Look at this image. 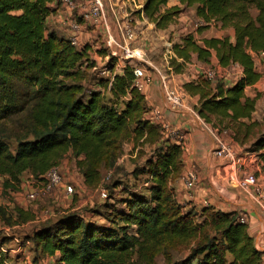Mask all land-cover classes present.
Segmentation results:
<instances>
[{"label": "trees", "instance_id": "1", "mask_svg": "<svg viewBox=\"0 0 264 264\" xmlns=\"http://www.w3.org/2000/svg\"><path fill=\"white\" fill-rule=\"evenodd\" d=\"M168 1L144 0L137 13L141 17L143 12L156 29L166 30L184 8L194 7L205 26L216 23L223 30L233 29V38L198 42L191 34L181 37L173 43L176 57L170 68L182 73L194 57L209 64L213 52L221 67L241 68L242 76L231 85L220 80L212 87L200 75L185 83L182 91L199 96L195 111L205 123L220 133L232 130L234 140L243 146L259 126L248 122L257 97H246L244 91L261 78L253 54L264 51V0H178L180 5L167 7ZM58 5L60 0H0V177L4 189L15 190L25 172L40 178L69 153L86 185L97 186L102 167L115 165L126 142L133 144V150L153 148L144 167L133 172L147 175L148 197L123 198L119 204L124 208H112L105 223L77 213L47 222L33 233L34 251L40 257H54L55 264H156L159 253L167 264H263L264 252L236 212L213 206L197 210L177 201L173 184L183 170L182 143L165 138L163 127L151 118L131 67L85 87L88 70L95 65L85 48H76L50 30L47 20ZM113 61L107 64L111 72ZM9 141L16 144L15 152ZM248 151L257 154L264 175V130ZM120 186L115 182L113 189ZM16 213L12 225L34 217L23 218L28 212L20 208ZM6 215L0 204V219ZM177 249L187 254L172 261L170 251ZM7 261V253L0 250V264Z\"/></svg>", "mask_w": 264, "mask_h": 264}, {"label": "crops", "instance_id": "2", "mask_svg": "<svg viewBox=\"0 0 264 264\" xmlns=\"http://www.w3.org/2000/svg\"><path fill=\"white\" fill-rule=\"evenodd\" d=\"M75 1L80 7V10H77L78 13L88 9L89 0ZM143 3L144 0H111L108 4H106V25H109L112 28L113 33L117 35L115 20L118 19L119 21H124L128 16H131L134 19L133 22L139 37L136 45L138 47H143L150 53L153 49L155 50L159 46H164L165 41H163V38L165 37V32L173 30L174 25L170 26L166 30H158L153 24L149 23L146 18L139 17V14L137 13V6ZM176 5H180L178 0H169L167 7ZM114 13L116 14V17L114 16ZM181 15L177 21L181 23L183 21L184 24L181 25L190 24L188 22V18L181 17ZM71 17V11L61 4L56 6V11L48 17L47 22L48 25L51 24L53 26L52 29H54L59 36L66 38L67 36H70L68 22ZM80 26L81 28L78 38L80 43L85 42L83 48H85L88 58L95 61V67L96 64L98 65L100 62H102V64L105 63L106 67L109 61L107 59V51L102 49L101 41L103 39V27H94L93 25L84 22L83 18H81ZM220 30L219 34L216 33L212 37H221L225 30ZM59 31L66 34V36L62 33L59 34ZM205 33H207V30ZM173 35L175 36L176 33ZM230 37L233 38V35L231 34ZM101 51H104L105 53ZM192 62L193 64L188 66L193 67L195 74L190 68H188V70L186 69V73L174 74L169 70L166 62L163 63L162 67H166L170 72L164 74V72L156 66L155 61H150L148 59L147 74L151 77V82L142 92L145 97L146 104L151 110V118L156 117L155 111H160L164 119L162 124L165 123V125L162 126L164 132L169 136L173 143H182L183 170L180 178L173 184L176 199L179 203L183 205L190 204V206L195 207L197 210L201 209L203 206H213L215 209L224 212H236L241 220L248 224L249 234L254 238L257 247L264 252V234H262L261 230L262 217L257 205L249 195L238 188L228 162L215 157L212 153L215 139L219 136L232 142L235 147H238V143L233 139L235 133L232 130H226L220 133L200 118L195 111V106L199 102V96H190L186 94L184 99V108L180 110H169L165 106L161 77L170 78L174 83V86H177L182 90V86L185 83L199 77L197 72L198 70L200 71L201 68L203 69V67H208L209 65H215L216 67L221 68L218 64L216 53L214 52L212 54L210 64L202 63L196 60L195 57ZM256 64L257 62L255 58V65ZM120 66L121 68L119 69L121 71H118L116 68L112 71V73L121 74L126 66H124V64H121ZM261 68L264 69V64L262 63ZM223 71L226 74L223 81L227 85H231L242 76V70L238 65H235L234 67L232 66L231 68H224ZM257 71L261 74L260 80L254 85L247 86L244 94L246 97L250 98L257 97L255 111L252 114L251 120L248 122L258 123L259 119L256 116L259 108L264 104V72L259 68H257ZM220 72H222V69ZM231 72L236 74V76L234 77L231 75ZM214 84L215 83L212 84V87L215 86ZM230 136H232V138ZM245 154L249 153L247 152ZM254 154L256 157H251L253 159L243 157L245 170L256 174L260 179L264 180V175L260 172L258 156L256 153ZM188 173H194L197 176L196 183L193 185L192 190H188L184 184V177ZM22 203L25 204L26 202L22 199ZM102 220L104 221V219ZM12 241L9 240L5 244H8V247H10V244L14 241H18V239H15L13 242ZM27 251V248L21 247L16 250L14 254L17 262L16 264H23V260L28 257ZM46 259L48 260V263L55 264L54 257H47Z\"/></svg>", "mask_w": 264, "mask_h": 264}, {"label": "rangeland", "instance_id": "3", "mask_svg": "<svg viewBox=\"0 0 264 264\" xmlns=\"http://www.w3.org/2000/svg\"><path fill=\"white\" fill-rule=\"evenodd\" d=\"M77 10H80V7L76 4V7L71 11L72 17L70 18V20L74 19L77 23H80L81 18H83V13H78ZM252 13L253 15L256 14L255 11H253ZM181 17L188 18V22L190 24L181 25L184 24L183 21L182 23L177 21L174 24L173 30L165 32V37L163 38V41H165L164 46H159L157 49H153L150 53L147 52L143 47H140L145 50V60L147 61V63L148 59L150 61H155L156 66H158L162 70V72H164V74L169 73L170 71L172 72V69L170 68L171 60L167 61L165 58L167 45L171 44L173 47V43L180 42L181 37L187 34H191L198 42L201 40V38H217L212 36H214L216 33L219 34V32L221 31L220 25L216 23H212L210 26H205L204 23L196 17L194 7L184 8L182 10ZM130 18L132 17L130 16ZM48 26L50 30H54L52 29L53 26L51 24ZM99 27L102 28L101 25H99ZM200 29L202 30L200 31ZM206 30L207 33H205ZM61 33L62 32L59 31V34ZM174 33H176L175 36L173 35ZM62 34L66 36V34ZM231 34L234 36L233 29L227 28L225 29L221 37H219V39L224 38L225 36L230 37ZM66 38L69 39L68 36ZM138 40L139 37L136 41L133 42L132 45L138 47L136 45V42ZM84 43L85 42H81L82 47L84 46ZM175 57L176 56L174 55L173 58ZM253 57L254 61L256 58V69L259 68L264 72V69L261 68V63L264 64V59H259L256 56V53L253 54ZM89 62L95 65L94 60L89 59ZM165 62L167 63V67L170 71H168L166 67H162L163 63ZM190 64H193V62L191 61L187 63L182 73H186L188 68L192 69V72L194 73L193 67L188 66ZM147 65L148 64H146V68L148 69ZM234 66L235 65H233V67ZM231 67L232 66L227 68ZM221 69L222 72H218V69L215 65H209L208 67H203V69L201 68L197 73L199 76H203L204 80H207V82L216 84V82L224 80V77L226 76L225 72L223 71L224 68L221 67L220 70ZM117 70L121 71L120 69ZM212 71L216 72V80H209L206 78V75ZM112 74L113 73H111V75ZM231 75H233L234 77L236 76V74H234L233 72H231ZM109 76L110 73L109 70L106 69L105 63L102 64V62H100L98 65L96 64V67L94 69L91 68L90 70H88V77L84 81V85L85 87H89L90 84L94 85L95 82H97V80H99L100 78ZM165 81L170 86H174V83L170 78H166ZM175 87L178 88L177 86ZM104 92L106 91L104 90ZM256 117L259 119V126L252 130L251 135L243 146L238 143V147H236V151L242 157H256V155L252 152H249L248 149L250 147V143L264 130V104L259 108ZM164 137L169 139V136L165 132ZM230 137L232 138V136ZM8 143L11 151L15 152L16 144L14 143V141H9ZM132 145L133 144H130V142H126L123 145L122 154L115 165L112 166V168L102 167L100 181L97 186L86 185V183L84 182V178L79 168L77 167L76 159L71 153L67 154L60 163L59 168L62 176L64 177L65 185L73 189L72 194H66L64 187L61 186L51 189L49 192L39 191L41 190L39 189L40 185L35 181L36 179L33 178V176L29 172H25L21 175L20 183L15 190L6 191L2 185V177H0V204L6 209L7 214L4 219H0V250L7 253L8 264L17 263L14 254L16 250L19 249V247L28 249V257L27 259L23 260V264H50L46 259L47 256L40 257L34 251L33 242L31 240L33 233L47 222L55 221L65 214L77 213L84 217V219L86 220H94L99 223H105L104 218L106 214L112 210V208H124V205L119 204L123 198L127 199L131 197V194H140L148 197V183H146L147 175H134L133 172L140 171L144 167L145 160L151 155L153 147H150L148 145L144 147L138 146L137 149L133 150ZM247 152L249 154H245ZM115 182L120 183L121 186L113 189V184ZM31 191L39 193H36L34 194V197L29 198L28 194ZM22 199L26 202L25 204L22 203ZM16 208L22 209L23 212H28V215H22L23 218L30 217V215L34 217L25 223L18 224L19 226H17V224L12 225L11 221L15 220V218H17L18 216V213H16ZM102 219H104V221ZM13 238L14 240L18 239V241H14ZM8 240L14 241H12L13 243L10 244V247H8V244H4V241ZM170 254L172 261H178L181 260L187 254V252L185 251V249H177L170 251ZM136 260L137 259L135 258V262ZM155 263L167 264L163 255L160 253L157 254ZM138 264L145 263L139 261Z\"/></svg>", "mask_w": 264, "mask_h": 264}, {"label": "built area", "instance_id": "4", "mask_svg": "<svg viewBox=\"0 0 264 264\" xmlns=\"http://www.w3.org/2000/svg\"><path fill=\"white\" fill-rule=\"evenodd\" d=\"M89 7L83 11V20L94 26L103 27V39L102 49L107 51V59L110 62L113 61L114 69L121 68V64L132 68L135 76V86L144 91L146 86L150 84L151 77L147 74L146 54L145 50L140 47H136L133 44L137 40L138 34L134 24L133 18L127 17L124 21L115 20V26L117 28V35L113 33L112 28L107 24L106 16V4L111 0H89ZM60 3L72 11L76 7L75 0H60ZM112 8V7H111ZM143 8V4L137 6L138 10ZM116 17V14L114 13ZM141 17H144V13L141 12ZM68 27L70 30L69 40L76 48H83L78 38L80 32V23H77L74 19L69 20ZM171 44L166 46V60H172L175 55ZM259 59H264V51L256 54ZM106 69L107 66H106ZM217 71L220 72V68L217 67ZM109 70V69H108ZM111 75V71L109 70ZM216 72L212 71L206 75L209 80H216ZM166 78L161 77V85L164 92L165 106L169 110H180L184 108L185 93L176 88L170 86L166 81ZM155 118H152L155 123L164 126L163 116L160 111H155ZM234 144L227 139L225 140L221 136L216 137L215 144L212 153L215 157L223 159L228 162L233 172L236 184L238 188L249 195L255 204L257 205L260 215L262 217L261 230L264 234V180L260 179L256 174L247 172L245 170V163L243 157L236 151ZM60 166L51 168L48 172L42 175L35 181L40 185L39 191L49 192L58 186L64 187L66 194H72L73 189L65 185L64 177L60 172ZM197 176L194 173H188L184 177V184L188 190H192L193 185L196 183ZM39 193V192H36ZM35 191H31L28 197H34ZM243 221V220H242Z\"/></svg>", "mask_w": 264, "mask_h": 264}]
</instances>
